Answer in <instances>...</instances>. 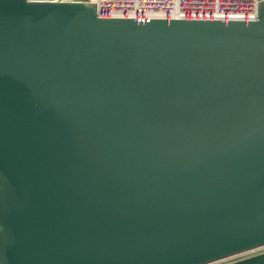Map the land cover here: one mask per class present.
Returning a JSON list of instances; mask_svg holds the SVG:
<instances>
[{
    "label": "water",
    "instance_id": "1",
    "mask_svg": "<svg viewBox=\"0 0 264 264\" xmlns=\"http://www.w3.org/2000/svg\"><path fill=\"white\" fill-rule=\"evenodd\" d=\"M262 248L264 2L247 22L0 0V264Z\"/></svg>",
    "mask_w": 264,
    "mask_h": 264
},
{
    "label": "built area",
    "instance_id": "2",
    "mask_svg": "<svg viewBox=\"0 0 264 264\" xmlns=\"http://www.w3.org/2000/svg\"><path fill=\"white\" fill-rule=\"evenodd\" d=\"M260 2L264 0H95L93 3L97 4L101 18L251 22L258 19ZM262 253L264 248L214 264H231Z\"/></svg>",
    "mask_w": 264,
    "mask_h": 264
},
{
    "label": "rangeland",
    "instance_id": "3",
    "mask_svg": "<svg viewBox=\"0 0 264 264\" xmlns=\"http://www.w3.org/2000/svg\"><path fill=\"white\" fill-rule=\"evenodd\" d=\"M33 1H53V2H80L83 0H33ZM241 258H238L237 260H240Z\"/></svg>",
    "mask_w": 264,
    "mask_h": 264
},
{
    "label": "bare ground",
    "instance_id": "4",
    "mask_svg": "<svg viewBox=\"0 0 264 264\" xmlns=\"http://www.w3.org/2000/svg\"><path fill=\"white\" fill-rule=\"evenodd\" d=\"M92 2H94L95 0H91ZM67 2V1H66Z\"/></svg>",
    "mask_w": 264,
    "mask_h": 264
}]
</instances>
